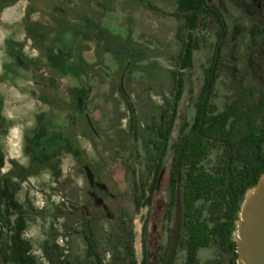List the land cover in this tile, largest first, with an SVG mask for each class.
I'll return each mask as SVG.
<instances>
[{
  "label": "rangeland",
  "instance_id": "1",
  "mask_svg": "<svg viewBox=\"0 0 264 264\" xmlns=\"http://www.w3.org/2000/svg\"><path fill=\"white\" fill-rule=\"evenodd\" d=\"M176 2L0 0L1 174L11 172L20 184L17 200L27 210L23 236L36 264H94L79 252L82 246L76 232L84 219L92 225L105 264L127 262L124 238L116 226L120 219L125 233L132 232L135 264L141 260L143 226L148 253H155L160 242L167 241L172 226L164 224L160 239L158 206L166 199L169 157L153 203L154 218L147 217L146 208L134 211L131 171L134 166L140 177L146 175L149 160L156 156L148 141H156L159 113L174 101L167 72L177 70L172 59L179 49L174 37L177 22L171 17ZM208 2L221 8L229 28L226 52L231 65L241 66L248 50L249 28L254 21L263 26L260 7L254 0ZM194 33L201 39V49L194 54L192 69L184 73L185 89L172 139L182 120H189L194 112L188 89L196 96L202 68L210 59L214 43L211 19ZM257 44L264 45L262 35ZM76 60L84 69L73 66ZM226 79L224 72L216 85L214 103L219 110L228 98ZM76 117L82 120L71 126ZM130 126L137 128L136 139ZM66 136L77 139L84 160L74 162L64 149L56 148L66 143ZM214 159L215 155L210 156L204 166H212ZM197 257L199 264H209L212 259L227 264L228 260L214 248L199 251ZM149 262L157 264V259ZM182 262L181 257L175 264Z\"/></svg>",
  "mask_w": 264,
  "mask_h": 264
},
{
  "label": "trees",
  "instance_id": "2",
  "mask_svg": "<svg viewBox=\"0 0 264 264\" xmlns=\"http://www.w3.org/2000/svg\"><path fill=\"white\" fill-rule=\"evenodd\" d=\"M254 1L262 12L263 26L255 21L252 23L248 50L238 67L235 63L231 65L232 60L226 52L229 28L218 5L208 0H177L176 11L171 14L177 22L174 37L179 44L172 58L177 70L167 72L174 88V101L169 107L171 111L163 108L159 113L156 141L152 138L148 141L152 147L150 152H155L156 156L149 160L144 178L132 167L131 204L136 211L141 205L152 203L160 172L169 157L170 200L166 215L168 219L179 187L176 242L177 250L185 252L183 264H199L198 252L210 248L227 256V264H236L232 240L234 222L244 194L264 174V45L257 44L258 36L264 38V0ZM206 19H211L214 27L210 59L202 68V83L196 96L192 97L191 87L188 89L194 112L189 120H182L172 139L177 109L185 89L184 73L192 69L194 54L201 49V39L194 32ZM102 45L118 59L111 48ZM73 66L85 67L78 60ZM224 72L227 73L228 98L225 107L219 110L214 100L216 85ZM121 94L133 115L128 98ZM129 130L136 139L137 128L130 126ZM3 135L0 130V140ZM212 155H215L214 163L206 168L204 163ZM3 166L0 143V264H36L31 245L23 236L27 228V210L17 200L20 184L11 172L1 174ZM123 244L126 264H135L131 231L127 232ZM94 261L105 264L99 258ZM209 264L220 263L212 259Z\"/></svg>",
  "mask_w": 264,
  "mask_h": 264
},
{
  "label": "flooded vegetation",
  "instance_id": "3",
  "mask_svg": "<svg viewBox=\"0 0 264 264\" xmlns=\"http://www.w3.org/2000/svg\"><path fill=\"white\" fill-rule=\"evenodd\" d=\"M85 118V117H84ZM83 118V119H84ZM79 117L74 118V120H72L71 122V126H73L74 124H79ZM86 121H89L91 124L93 123V120L90 121V119L85 118ZM82 120V119H80ZM75 121V122H74ZM96 130V129H95ZM67 137V141L65 144L63 145H59L56 148H62L64 149V153L67 154L69 157H71L72 160H75L78 162L79 160H84V157L80 154V149L78 147V142L77 139L74 141L72 136H66ZM90 140V139H89ZM88 140V141H89ZM87 141V142H88ZM90 146H91V142L89 141ZM55 149L52 150L50 152V154L48 155L49 158H53L54 153H55ZM92 168V167H91ZM46 169H48L46 167ZM88 170L91 172V170L89 169L88 166ZM132 184V181H131ZM168 184V174H167V182L166 185ZM160 185H161V177H159L155 191H154V195L152 198V203L147 206V205H141V207H139L135 212H138L140 209L146 208L147 209V217H153L155 216L154 212L152 213V209H153V203L155 200V197L157 196V191L160 190ZM132 186V196L134 193V187ZM166 199L165 202H163L162 205L158 206V209H160L161 211V221H162V228L161 231L159 233V238L161 239L162 236V232L165 230L164 229V224H169V226H172V228H170L169 230V235H167L168 237H166L167 241L165 242L164 245H160L158 247V249L156 250L155 253H148L146 248L144 247V234H145V228L144 226L142 227L141 230V260L139 264H149V259L153 258L154 260L157 259V264H175L177 259H180L182 257L183 262L184 263V259H185V252H182L180 250H177V234L176 231L178 232V229L176 227L177 225V220H178V210H179V204H180V195H179V189L176 188V196L173 197L174 202H173V206L171 207V212H170V217L167 219V205L168 202L170 200V193L168 191V186H167V190H166ZM141 194V191H140ZM82 229L80 231H77V236H78V240H79V244L80 247L82 246V250H79V252L83 253L84 257L86 259H90L93 261V263L95 264L94 259L95 258H99L101 259V255L100 252L98 250V244L97 241L93 235V229H92V225L90 223V221L88 219H84V221L81 224ZM116 226L119 227L120 229V233H121V238H124L125 241V237L124 235H126L125 233V223L123 222V219H120L116 222ZM153 230L155 231V227H153ZM124 243V242H123Z\"/></svg>",
  "mask_w": 264,
  "mask_h": 264
},
{
  "label": "water",
  "instance_id": "4",
  "mask_svg": "<svg viewBox=\"0 0 264 264\" xmlns=\"http://www.w3.org/2000/svg\"><path fill=\"white\" fill-rule=\"evenodd\" d=\"M232 240L235 243L236 264H264V174L243 196Z\"/></svg>",
  "mask_w": 264,
  "mask_h": 264
}]
</instances>
